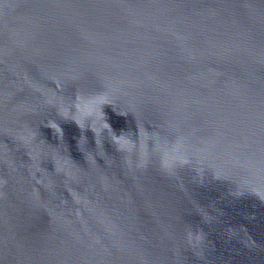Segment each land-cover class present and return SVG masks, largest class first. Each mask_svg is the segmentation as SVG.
Returning a JSON list of instances; mask_svg holds the SVG:
<instances>
[{
	"label": "water",
	"instance_id": "obj_1",
	"mask_svg": "<svg viewBox=\"0 0 264 264\" xmlns=\"http://www.w3.org/2000/svg\"><path fill=\"white\" fill-rule=\"evenodd\" d=\"M0 264H264V0H0Z\"/></svg>",
	"mask_w": 264,
	"mask_h": 264
}]
</instances>
